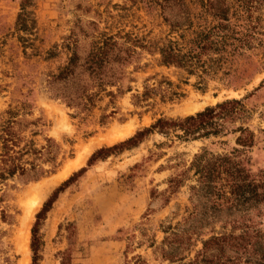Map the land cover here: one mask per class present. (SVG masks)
<instances>
[{"label":"rangeland","instance_id":"1","mask_svg":"<svg viewBox=\"0 0 264 264\" xmlns=\"http://www.w3.org/2000/svg\"><path fill=\"white\" fill-rule=\"evenodd\" d=\"M32 1L36 25L32 35L25 36L15 26L21 0H0V113L28 105L29 114L19 118L24 123H38L28 125L24 136L37 148L52 140L59 166L37 181L15 176L0 186V264H32L31 229L36 214L82 168L85 172L58 194L40 222L42 246L37 264H126L135 256L145 264H167L152 249L137 246L138 228L159 242L162 222L176 213L183 215L188 206L187 186L163 195L167 180L184 170L204 146L213 153L230 152L237 147L238 134L190 142L151 134L135 148L90 165L88 160L97 150L127 140L158 118H182L227 99L247 97L243 104L248 118L234 123V128L244 125L254 133V144L243 157L253 174L264 170V6L246 16L250 47L235 59L228 80L209 78L202 83L178 69L160 66L157 54L139 47L168 33L158 13L142 4L126 0ZM100 32L127 34L136 55L124 67L123 93L114 100L102 97L91 112L79 114L51 97L47 76L65 65V45L73 38L83 55L92 36ZM145 88L153 89L152 94L138 98ZM31 131L36 132L34 136ZM123 132L130 136L119 139ZM42 167L50 169L48 163ZM35 194H40L39 200ZM260 228L264 233V217ZM255 259L264 264V256Z\"/></svg>","mask_w":264,"mask_h":264},{"label":"trees","instance_id":"2","mask_svg":"<svg viewBox=\"0 0 264 264\" xmlns=\"http://www.w3.org/2000/svg\"><path fill=\"white\" fill-rule=\"evenodd\" d=\"M126 1L157 12L168 27L164 38L139 47L157 54L160 66L178 69L187 76L197 77L202 83L209 78L228 80L235 59L250 47L251 34L244 23L246 16L264 6V0ZM32 7V0H21L15 26L25 36L32 35L36 25ZM122 38L125 41L119 42L118 39ZM19 39L27 42L24 36ZM132 42L127 34L121 37L120 34L100 32L92 36L88 49L80 55L78 41L73 38L65 45L68 51L65 65L47 76L46 87L51 97L62 100L79 114L91 112L102 97L114 100L123 93L124 67L136 55ZM126 91H129L128 87ZM152 91L145 88L138 98L147 99ZM246 98L227 99L182 118H158L127 140L97 150L88 160L90 165L96 159L135 148L151 134L183 142L218 140L238 134L235 139L238 148L234 147L228 153H213L204 146L184 170L167 180L163 195L174 194L187 186L188 206L183 215L176 213L162 222L160 231L163 237L159 242L148 236L142 227L138 228L140 240L137 246L152 249L153 255L161 262L261 264L255 258L261 260L264 256V233L260 228L264 217V170L253 174L249 162L243 157L245 150L254 144V133L244 125L234 128V123L248 118L243 104ZM28 109L24 104L0 113V186L15 176L25 181H37L54 173L59 166L52 140L37 148L32 139L24 136L28 125L38 123H24L19 118L29 114ZM31 133L34 136L36 132ZM46 163L49 170L42 167ZM84 172L82 168L62 183L36 214L31 229L32 264H37L40 258L41 220L58 194ZM2 217H5L4 213ZM126 264L145 263L140 256H135Z\"/></svg>","mask_w":264,"mask_h":264},{"label":"bare ground","instance_id":"3","mask_svg":"<svg viewBox=\"0 0 264 264\" xmlns=\"http://www.w3.org/2000/svg\"><path fill=\"white\" fill-rule=\"evenodd\" d=\"M191 109H192V108H191ZM198 109H199V108H196L195 111L198 110ZM188 112H191V110H189ZM130 134H131V133H130ZM128 135H129L128 132L119 133L118 138H119V139H122V138H125V137L127 138ZM129 136H130V135H129ZM89 149H90V148H89ZM76 159H77V158H76ZM74 161H75V160H74ZM72 163H73V161H72ZM72 166H73V165H72ZM67 167H68V166H67ZM69 167H71V164H70ZM74 167H75V166H74ZM79 167H80V166H79ZM70 169H71V168H70ZM67 170H68V169H67ZM67 170H66V171H67ZM72 170H73V168H72ZM68 174H69V173H68ZM63 178H64V177H63ZM35 196H36V198H38V200H39L40 197H41L40 194H37V195L35 194ZM33 200H35V199H33ZM33 200H32V201H33ZM33 202H34V201H33ZM34 203H36V202H34ZM31 204H33V203H31ZM39 204H40V203H39ZM29 207H34V206L31 205V206H29ZM33 210H34V209H33ZM27 211H28V210H27ZM29 215H30V213L28 212V217H29ZM24 243H25V242H24ZM21 245H22V244H21ZM26 264H27V263H26Z\"/></svg>","mask_w":264,"mask_h":264}]
</instances>
